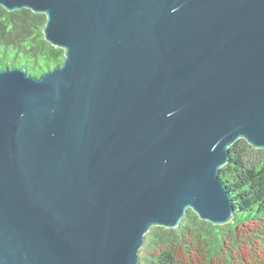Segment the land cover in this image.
<instances>
[{"label":"water","instance_id":"95a60500","mask_svg":"<svg viewBox=\"0 0 264 264\" xmlns=\"http://www.w3.org/2000/svg\"><path fill=\"white\" fill-rule=\"evenodd\" d=\"M62 63L0 68V264H140L154 226L234 218L264 150V0H0Z\"/></svg>","mask_w":264,"mask_h":264},{"label":"trees","instance_id":"16d2710c","mask_svg":"<svg viewBox=\"0 0 264 264\" xmlns=\"http://www.w3.org/2000/svg\"><path fill=\"white\" fill-rule=\"evenodd\" d=\"M45 22L44 13L0 5V68L25 65L38 75L62 63L64 49L45 39ZM238 145L220 168L233 199V220L213 224L189 209L177 227L155 226L146 233L140 264H264V162L252 165Z\"/></svg>","mask_w":264,"mask_h":264},{"label":"rangeland","instance_id":"374dc122","mask_svg":"<svg viewBox=\"0 0 264 264\" xmlns=\"http://www.w3.org/2000/svg\"><path fill=\"white\" fill-rule=\"evenodd\" d=\"M238 142V148L243 150V157L245 160H247L254 166H257L264 162V150L262 152V149L255 148L251 146L248 142L247 143L249 144V146H247L243 144L242 139H239Z\"/></svg>","mask_w":264,"mask_h":264}]
</instances>
